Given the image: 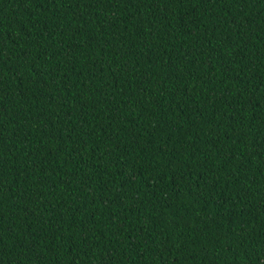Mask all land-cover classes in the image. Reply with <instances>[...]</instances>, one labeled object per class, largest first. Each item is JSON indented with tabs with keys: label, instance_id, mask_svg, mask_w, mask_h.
Returning a JSON list of instances; mask_svg holds the SVG:
<instances>
[{
	"label": "trees",
	"instance_id": "trees-1",
	"mask_svg": "<svg viewBox=\"0 0 264 264\" xmlns=\"http://www.w3.org/2000/svg\"><path fill=\"white\" fill-rule=\"evenodd\" d=\"M0 264H264V0H0Z\"/></svg>",
	"mask_w": 264,
	"mask_h": 264
}]
</instances>
